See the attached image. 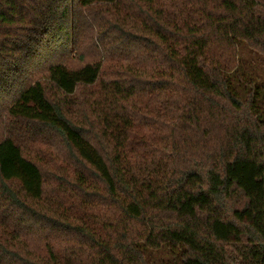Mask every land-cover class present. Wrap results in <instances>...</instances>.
Returning <instances> with one entry per match:
<instances>
[{
  "label": "trees",
  "instance_id": "16d2710c",
  "mask_svg": "<svg viewBox=\"0 0 264 264\" xmlns=\"http://www.w3.org/2000/svg\"><path fill=\"white\" fill-rule=\"evenodd\" d=\"M0 264H264V0H0Z\"/></svg>",
  "mask_w": 264,
  "mask_h": 264
},
{
  "label": "rangeland",
  "instance_id": "374dc122",
  "mask_svg": "<svg viewBox=\"0 0 264 264\" xmlns=\"http://www.w3.org/2000/svg\"><path fill=\"white\" fill-rule=\"evenodd\" d=\"M181 201H182L184 211L188 213H192L195 208H201L202 203H203L202 199L194 201L187 197H182ZM217 232L221 237L229 241H236V240L242 241L243 240L242 236L238 235L235 231H233V229L229 227L218 226Z\"/></svg>",
  "mask_w": 264,
  "mask_h": 264
}]
</instances>
